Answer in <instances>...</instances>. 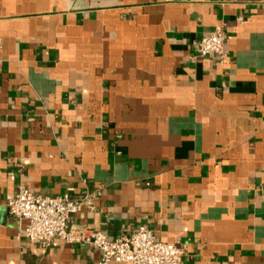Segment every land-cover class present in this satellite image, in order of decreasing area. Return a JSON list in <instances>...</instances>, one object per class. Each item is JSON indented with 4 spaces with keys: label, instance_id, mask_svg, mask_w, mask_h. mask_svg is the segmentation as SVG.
I'll return each mask as SVG.
<instances>
[{
    "label": "crops",
    "instance_id": "0c3cea01",
    "mask_svg": "<svg viewBox=\"0 0 264 264\" xmlns=\"http://www.w3.org/2000/svg\"><path fill=\"white\" fill-rule=\"evenodd\" d=\"M217 25L224 62L194 57ZM19 186L89 193L72 229L145 226L181 264H264V0H0V264H98L27 242Z\"/></svg>",
    "mask_w": 264,
    "mask_h": 264
},
{
    "label": "built area",
    "instance_id": "2783aa9c",
    "mask_svg": "<svg viewBox=\"0 0 264 264\" xmlns=\"http://www.w3.org/2000/svg\"><path fill=\"white\" fill-rule=\"evenodd\" d=\"M226 32L217 25L211 32L193 42L194 57L214 55L223 63L228 55ZM72 188L61 195H42L19 186L7 201L10 215L25 220L23 236L47 248L57 238L68 244L92 248L100 253L98 264H181L183 247L158 241L145 226L124 231L108 238L95 229H72L70 224L82 207L91 204L89 193L73 194Z\"/></svg>",
    "mask_w": 264,
    "mask_h": 264
}]
</instances>
